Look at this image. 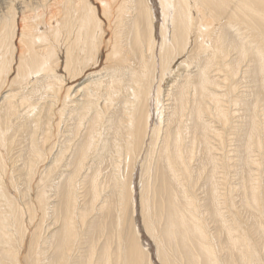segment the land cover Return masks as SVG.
<instances>
[{"label": "bare ground", "instance_id": "1", "mask_svg": "<svg viewBox=\"0 0 264 264\" xmlns=\"http://www.w3.org/2000/svg\"><path fill=\"white\" fill-rule=\"evenodd\" d=\"M157 2L161 26L155 0H0V264H154L129 213L140 160L162 264L264 263V182L243 179L244 220L217 177L233 142L247 171L264 145V0Z\"/></svg>", "mask_w": 264, "mask_h": 264}, {"label": "rangeland", "instance_id": "2", "mask_svg": "<svg viewBox=\"0 0 264 264\" xmlns=\"http://www.w3.org/2000/svg\"><path fill=\"white\" fill-rule=\"evenodd\" d=\"M52 3H50V6H49V13H52V15H51V17L53 18V20L55 21V20H60L61 18H63V12H64V10H65V8L61 5L62 3H60V4H57V5H51ZM155 5H156V7H157V13H158V19L160 20V26H161V23H162V19H161V8H160V5L158 4V2H157V0H155ZM52 7V8H51ZM63 11V12H62ZM113 59V58H112ZM111 58H110V60H108V61H106V58L104 57V58H102V59H100V63L97 65L98 67L96 68L97 69V74L95 75V76H92L91 78H88L87 80H83L82 82V85H81V87L79 88V92L77 93V94H75V95H77V96H74V97H79V94H83V92L84 93H86L85 92V89H88V87L87 86H92V81H94V80H96V79H98V78H100V77H104L105 76V74L107 73L106 72V70L108 69V64H111V62L113 61ZM107 62H108V64H107ZM246 65V64H245ZM244 65V66H245ZM100 69V70H99ZM244 69L246 70L247 68L246 67H244ZM104 72V73H103ZM88 81V82H87ZM94 84V83H93ZM84 87V88H83ZM85 87H87V88H85ZM242 88L246 91L247 90V88H246V84H243L242 85ZM84 89V90H83ZM83 90V91H82ZM154 91H156V88H155V90ZM238 92H239V90H238ZM154 93L155 92H153L152 93V98H151V104H150V108H151V110H152V123H155L156 121H157V110H156V108L154 107L155 106V95H154ZM249 99V98H248ZM155 110H156V112H155ZM240 121H241V118L239 119ZM238 119H237V121L240 123V125H241V122L239 121ZM240 134H243V133H240ZM242 145V142L241 141H236L235 143L233 142L232 144H231V147H229L228 148V151L229 152H231L230 153V156H229V158H230V160H226L225 162H223V165H225V166H227L228 164L230 165L229 167H230V169H222V172H223V175H221V173H220V175H217V177H218V180H221V182H223L224 183V181L226 182L225 184V186L223 187V192H222V194H226L227 192V194H230L232 197L234 196V198H235V202H236V205L238 206V211L240 212V217L241 218H243L244 220L245 219H247V220H250L251 218V216H250V212H249V209H248V206H247V204L246 203H244L243 201H246V199L248 198L247 197V195H248V193H249V189H250V185L249 184H247V183H245V182H243L244 180H246V182H250L249 180V178L251 177V179L253 178V181L252 182H254V180L256 179V176H257V178H258V180L256 181L257 183H260V181L262 180L263 182H264V166H262V162L264 163V145L260 148V151H261V153H259L258 151L255 153V155H253V160L249 163V166L248 167H250V169H249V171H247L244 167H243V161H242V159H241V157L239 156V154H238V150H240L241 148H240V146ZM236 151V152H235ZM221 154V153H220ZM238 154V155H237ZM261 154V155H260ZM144 161V160H143ZM228 164H227V163ZM255 162H257V164H253V163H255ZM142 160H140V162L138 163V166H137V173H136V175H135V178H134V180H133V184H132V186H134V190H133V197H134V203H133V206L131 207L130 206V208H129V213H131V210L130 209H134L135 207V209L132 211V213H135L136 212V215L134 214L133 216L135 217V220H136V218H137V220H136V222H138L137 223V225L139 226V230H140V232H141V239H143V244L145 245H148V246H146L145 245V248H147V250L149 251V253H150V260H152V262L154 263V264H162L161 262H160V260H158V257H157V246L155 245V242H154V240L153 239H151V237H150V235H148L149 233H148V231L147 230H145V229H143V228H145L144 227V221H143V215H142V207H141V205L143 204L142 203V200H141V198H142V183H141V181H142V173H143V170H142ZM252 163V164H251ZM106 172V171H105ZM104 172V173H105ZM250 174V175H249ZM207 175V172H206V174H205V176ZM248 176V177H247ZM220 178V179H219ZM226 178H227V180H226ZM247 178V179H246ZM244 179V180H243ZM248 180V181H247ZM206 180H204V182H205ZM139 182V183H138ZM251 182V183H252ZM200 183V182H199ZM201 184V183H200ZM200 184H199V186H200ZM246 186H245V185ZM199 186L196 188V189H198V191L195 193V198L197 197L198 199L200 198V199H203V200H208V198L206 197V195L204 194V192L201 190V192H199L200 190H199ZM227 186V187H226ZM263 186H264V183H263V185H262V189H263ZM226 187V188H225ZM248 187H249V189H248ZM139 188V189H138ZM227 188H229V189H227ZM243 189L245 190V191H243ZM226 190V191H225ZM247 190H248V192H247ZM87 191V190H86ZM80 192H81V190H80ZM85 192V191H84ZM244 192V193H243ZM262 192L264 193V190H262ZM109 193V192H108ZM202 193V194H201ZM233 193V194H232ZM241 193H243V194H241ZM246 193H247V195H246ZM51 195H53V193H50ZM87 193L85 192V195H86ZM250 194V193H249ZM147 195V194H146ZM243 195H244V198H242L243 197ZM241 196V197H240ZM207 199H206V198ZM104 198H106V196L104 197V194L103 195H101L100 196V201H102V200H104ZM237 198V199H236ZM89 199V197H87V199H86V197H85V201L87 202V201H89L88 200ZM244 199V200H243ZM51 201H54L53 202V204H52V207L54 208V206L56 205V203H55V197L54 196H52V198L50 199ZM242 200V201H241ZM80 202H81V200H80ZM244 205H246V206H244ZM81 206H82V208H84V204L83 205H80V208H81ZM97 206L98 207H101V204H100V202L97 204ZM140 207V208H139ZM246 207V208H245ZM201 208H202V210H201ZM223 208V211H224V213H226L225 214V218H226V221H228V224H233L234 223V221H233V217H232V215H230V213H228L229 211H230V209L231 208H225V207H222ZM141 209V210H140ZM244 209H245V211H244ZM50 210H53V209H50ZM136 210V211H135ZM208 210V211H207ZM198 211H199V213H197L198 215H200L201 217H203L204 216V220H206V222H204V223H206L207 224V226H209L208 228H211L209 231H207V233L209 232V234H208V241H214V239L216 240V238H214V236H216V237H218L220 240H224V235L223 236H220L221 234H219L218 233V224H216V223H214V220H213V217H210L211 215H209L210 213H208L209 211H210V209L208 208V209H204L203 207H200V210H199V208H198ZM206 211H207V213H206ZM244 211V212H243ZM243 212V213H242ZM248 212V213H247ZM98 213H99V211L98 212H96V214L94 215V217L96 216V218L98 217ZM201 213V214H200ZM204 213V214H203ZM245 213H247V214H245ZM141 214V215H140ZM203 214V215H202ZM207 214L209 215L208 216V218H207ZM232 214V213H231ZM242 214H243V217H242ZM247 215H249V216H247ZM100 216V215H99ZM48 217V216H47ZM50 217L51 218H47V220L45 221L44 220V222H45V225H44V231H43V233H45L44 234V239H50L52 236H53V234H54V232L61 226V224L60 223H55V220H54V218L51 216V214H50ZM142 217V218H141ZM101 218H102V220L104 219V217H103V215L102 216H100V219H96L97 221H100L101 220ZM209 218H211V219H209ZM227 218H229V219H227ZM37 219V218H36ZM93 219V218H92ZM101 220V221H102ZM105 220V219H104ZM37 221H38V219H37ZM36 221V222H37ZM53 221V222H52ZM98 222V224L97 225H99V228L101 229V230H105V228H106V230L105 231H107V226H106V221H105V223L103 224V221L102 222ZM212 222V223H211ZM251 222V221H250ZM47 223V224H46ZM140 223H142V224H140ZM209 223H211L212 224V226H211V224H209ZM117 224V223H116ZM209 224V225H208ZM102 225H103V227H102ZM104 225H105V228H104ZM143 226V227H142ZM214 226H216V227H214ZM32 228H34V226H32ZM215 228V229H214ZM214 229V230H213ZM217 229V230H216ZM210 232H211V234H210ZM214 234V235H213ZM50 235V236H49ZM209 235H211L212 237H211V239H210V236ZM214 238V239H213ZM210 239V240H209ZM47 240H45V241H47ZM145 242V243H144ZM52 250V251H51ZM47 251H49L50 253H54V251H53V249H48ZM49 252H47V258H48V260H50V259H52L53 257L52 256H54V254H50ZM22 253V252H21ZM26 255V253L24 254V256ZM262 263V262H261ZM260 263V264H261ZM24 264H27V261L24 263ZM264 264V263H263Z\"/></svg>", "mask_w": 264, "mask_h": 264}]
</instances>
